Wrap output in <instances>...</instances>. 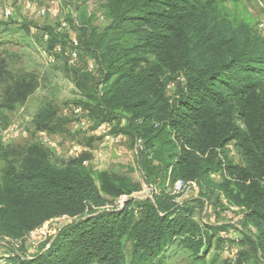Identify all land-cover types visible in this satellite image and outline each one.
<instances>
[{
	"label": "trees",
	"instance_id": "obj_1",
	"mask_svg": "<svg viewBox=\"0 0 264 264\" xmlns=\"http://www.w3.org/2000/svg\"><path fill=\"white\" fill-rule=\"evenodd\" d=\"M63 1L71 15L72 9L82 14L79 22L70 15L67 21L78 23L79 43L96 63V69L84 75L93 81L85 92L81 73L65 64V73L77 75L86 98L76 106L82 103L95 125L107 124L112 133L128 137L131 145L142 140L138 170L158 194L153 200L130 199L122 210H107L106 196L114 198V203L122 196L131 198L141 186L125 175L105 172L97 176L98 187L82 163L84 158L57 168L46 150L33 145L26 150L23 168L10 163L0 178V238L19 240L48 224L56 233L29 255L24 246L9 247L13 256L7 264H169L171 253L178 249L188 254L190 264H210L207 256L214 239L234 229L230 222L214 226L196 220L197 209L216 196L218 203L224 196L230 204L246 209L244 230L236 241L243 248L238 251L239 262L252 250L254 259L248 255L247 263L264 264V87L260 88L264 41L260 35L248 26H241L242 34L235 38L217 32L218 43L206 49H219L228 40H235V46H228L223 64L212 67V54L205 57L199 52L205 43L194 42L205 29L204 18L209 19L206 24L213 22L211 29H218L217 18L227 0H108V24L100 31L84 20L76 0ZM205 11L210 16L199 19ZM191 12H198V21L190 20ZM41 29L48 36L44 48L55 58L54 69L61 71L65 56L54 48L61 45L63 52H69L66 45L69 41L71 45L73 37L50 24ZM35 76L14 71L6 59L1 60L0 111L15 112L25 105L38 87ZM180 76L183 80L177 82L171 100L165 89ZM230 85L241 87L239 94L250 95L247 105H233L223 95L221 87ZM257 98H261L259 110L249 115L245 107ZM236 112L246 120L244 131L233 124ZM70 122L52 104L33 118L35 132L51 136L67 134ZM232 141L237 142L246 169L235 184L227 180L216 184L211 172L222 170L219 154H226L225 145ZM179 179L197 182L198 198L178 205L168 183ZM62 217L70 220L51 223ZM247 223L255 225L257 233L247 232Z\"/></svg>",
	"mask_w": 264,
	"mask_h": 264
},
{
	"label": "rangeland",
	"instance_id": "obj_2",
	"mask_svg": "<svg viewBox=\"0 0 264 264\" xmlns=\"http://www.w3.org/2000/svg\"><path fill=\"white\" fill-rule=\"evenodd\" d=\"M83 11L84 20L90 21L91 26H94L98 31L102 30L107 24H108V18H107V9H108V0H76ZM29 3L31 6H35L37 10L44 9L46 11V15L44 17H37L35 21L40 22L42 24H50L56 27V30L59 33H68L71 34V37L76 38L79 40V31L77 30L76 26L78 23H75V26L67 21V17L73 16L74 20H77L78 22L81 19V15L74 11L72 9V15L70 14L71 8L66 6L63 0H29ZM17 4L13 3L11 6L8 5L6 0H0V10H4L5 7L13 8V9H19V6H16ZM226 9L224 12H222L221 15L218 16L219 20V27L217 30L211 29L212 23L210 22L206 24V22H209L208 18H204L206 16H210V11H205L202 13V16L199 17V19L207 20L204 22V25L202 27H205L204 31L199 33L198 38L195 40L194 43H197L199 40V43L203 45L199 49V52L201 56L210 57L212 54L213 56V66L223 64L224 57L226 56V51L228 46H231L232 48L235 46V40H228V44H223L219 49L213 48L211 50L206 49L207 46H209L211 43L216 44L218 43L215 41V34L217 32L221 33L222 31L224 34L230 35L232 38H235V36H240L242 34L241 26H248L249 28L253 29L255 32H257L261 39L264 41V35L260 30V24L264 23V0H227ZM183 10V9H179ZM166 11H170L166 9ZM178 10H173V12H176ZM38 12V11H37ZM38 14V13H37ZM192 15L188 16L190 20H194L198 18V12L192 13ZM1 21V20H0ZM198 21V20H197ZM179 28V26H178ZM205 33V38H203V34ZM0 34L2 32L0 31ZM41 37V36H40ZM40 37L38 36L37 39L39 40ZM84 37V34L82 33L81 39ZM36 39V37H34ZM205 39V40H203ZM70 42V41H69ZM67 43L66 40V48L70 49L69 45L70 43ZM59 46V45H58ZM81 46V48H80ZM6 48V47H5ZM0 48V54L4 50H10L12 52H19L21 49L18 45L11 44L8 45L9 49ZM79 61L70 63V58L68 53H65V60L64 59L60 63L61 71H58L56 75L50 74L48 75L45 70L52 69V66L47 65L44 58H41L40 52L30 49H25L24 55L20 58V60H12L13 62L8 63L9 66H12L14 71H17L19 68H22L23 70L27 69L30 72H34L36 74V79L38 81V87L35 91V93L28 98L25 105L22 106L24 108V111L18 110L16 111L17 115L14 116L15 112H8V111H0V121L4 123H8L10 125L13 122V119H18L17 121L23 122L24 124L28 125V133L26 136L18 137L16 139H12L9 143H3L0 141V178H3L8 166L10 163L16 164L18 169L23 168V161L26 157V150L30 148L33 145L41 146L44 150H46L49 153V161L50 163L57 167V168H64L65 166L70 165L75 160H81L83 159L82 163L85 167H87L94 175V178L96 180V183L98 187H100V180L97 178L99 174H103L105 172L108 173H117L118 175H125L129 178H131L135 184H138L141 186V191L143 190V186L145 185L143 176L141 172L138 170L137 166V159L134 155H131L126 153L123 149V145L126 144H118V145H112L105 143L102 138L96 137L95 140L91 143V146L88 147V144L86 142L87 137H83L84 133H81V137L79 140H73L71 138L73 129V123L76 122V119L74 115L72 114L71 110L78 105L76 102H79L82 100V103H85V97L84 92L89 91L93 85V81L88 79L87 77H84L85 74H91L92 69H96V63L91 57L87 56L83 49L81 43H79ZM82 51V54H81ZM55 59V58H54ZM16 60V62H15ZM65 64H68L70 67L74 68L75 70H78L80 74V80H81V86H82V93L79 89V81H77L76 76L73 75L71 72L65 73ZM215 64V65H214ZM40 70V72H38ZM43 71L45 72L43 74ZM64 71V73H63ZM95 71V70H93ZM51 73V71H49ZM75 74V72H73ZM67 74V76H66ZM74 76V79L73 77ZM182 76H180L175 84L169 85L165 89L166 96L172 100L174 96H176V84L178 81H182ZM261 89L264 87V78L262 80ZM181 85L179 89H181ZM184 87V86H183ZM223 95L230 100V102L233 105H237L238 107L240 104H248V98L250 95L247 93L239 94V91L241 90V87L238 88H232L230 87H221ZM259 92H257L256 96L259 95ZM0 93H2V87L0 84ZM252 97V94H251ZM261 98H257L256 100H251L250 105L245 107V110L249 111V115H255L257 114L259 110V104H260ZM82 103L80 104V107L83 108ZM52 104L57 109H59V115L63 118H68L71 120L68 126V133L64 135H57L52 136L54 139V142L58 144V147H53V150L47 147L40 138V132H35V128L33 126V118L35 114L45 105ZM227 105H230L229 103ZM245 105V106H246ZM21 107V108H22ZM254 112H256L254 114ZM239 112L235 113V122L233 123L234 126L236 125L237 128L240 129V131H244L247 129L246 120H241L237 115ZM67 114L68 117H64ZM12 121V122H11ZM32 125V126H31ZM72 131V132H71ZM85 131V130H84ZM87 132V130H86ZM77 142V143H76ZM79 144L83 148H86V151L82 150V154H75L76 152L73 150L76 145ZM129 147H132L131 145H127ZM93 148L92 150L98 151L96 154H88L89 148ZM58 148V151L57 149ZM102 151L103 154H99V152ZM128 151H130V148H128ZM225 152L226 154H219L221 163H222V170L220 171H214L211 172V180L216 182V184H219L223 182L224 180H227L232 185L237 182V178H239V174L243 169H246V163L242 157V155L239 153L237 142L232 141L228 142L225 145ZM238 176V177H237ZM191 182V181H190ZM171 184V183H170ZM249 184V182L247 183ZM261 184L264 185V178L261 179ZM169 185V183H168ZM233 188V186H232ZM140 191V192H141ZM136 193L133 195L132 198H138V195H148V192L145 191L144 193ZM105 197V195H104ZM107 203L105 204V209L113 205V200L110 196H106ZM214 203L218 207V201L220 200L218 196L213 198ZM2 206V205H0ZM228 208H234L235 213H241L245 215L246 209H242V207L232 205L229 203V207L222 208V211ZM202 209V208H201ZM200 210V209H199ZM196 212V216L199 218L202 214V210L200 212ZM200 214V215H199ZM136 215V212H135ZM199 221V220H198ZM200 222V221H199ZM63 223V222H62ZM201 223V222H200ZM205 225V224H204ZM57 228V227H56ZM245 230L251 234L257 233V229L255 225L252 223H247L245 225ZM56 230L50 229V234L46 238H40L37 237L36 239H31L30 236H25L22 239L19 240H13V238L6 237L5 239H8L10 241H6L5 239L0 238V264L5 259L6 254H9L12 249L11 246L14 244H19V248L24 246L27 250L28 255L31 253H35L39 250H41L48 242L49 237L55 235ZM9 236V235H8ZM42 237V236H41ZM240 238V237H239ZM213 247L210 252V254L207 256L208 262L210 264H230L228 260L225 259V255L220 252L218 261H215V256L218 248H221L223 245V240L221 237H218L217 239H214L213 241ZM236 245V242H233ZM241 244L236 245V248L238 251L242 250ZM10 247V248H9ZM13 247V246H12ZM49 245H47L46 248H48ZM244 250H247L245 247ZM248 251V250H247ZM249 252V251H248ZM246 255L248 253H245ZM249 255V254H248ZM243 258L242 262H239L237 260L236 264H248L246 258ZM252 259H254V253L252 250H250V255ZM191 258L188 257V254L185 251H181V249H178V251H173L171 253V257L168 260L169 264H190ZM225 262V263H224Z\"/></svg>",
	"mask_w": 264,
	"mask_h": 264
},
{
	"label": "crops",
	"instance_id": "obj_3",
	"mask_svg": "<svg viewBox=\"0 0 264 264\" xmlns=\"http://www.w3.org/2000/svg\"><path fill=\"white\" fill-rule=\"evenodd\" d=\"M6 1L9 6L15 3L17 4L16 6H19L20 8L17 10V9L5 7L4 10L2 9L0 10V20H1L0 21V31L2 32V34H0V48L6 47L5 49H9L8 45L15 44V45H18L21 50L19 52H12L10 50H4L2 54H0V61L3 59H6L8 63L10 62L12 63L13 62L12 60H14L15 58L16 60H20V58L25 53V49L35 50V51L40 52L39 56H41V58H44L47 65L52 66L51 67L52 69H49L47 71L45 70V72L48 75L50 74H52V76L56 75L58 70H55L53 66L55 64V59L52 56V53L47 51L44 48L45 43L48 42V36L46 34L43 35L41 28L45 26L46 24H42L40 22L35 21V19L39 17L37 14L38 13L37 8L35 6H31V4L29 3V0H6ZM38 36L39 37L41 36L39 40L37 39ZM34 37H36V39H34ZM65 50L63 52V47L61 45L59 46L57 45L54 48V52L57 54L68 53ZM11 69L13 70L12 66H11ZM17 71L30 72L27 69L23 70L22 68H19ZM49 71H51V73ZM38 72H40V70H38ZM45 72L43 71V74ZM18 110L24 111V108L20 107L16 111ZM16 111L14 113V116L17 115ZM64 115H65L64 117H68L67 114H64ZM16 120L18 119L17 118L15 120L13 119V121H16ZM71 124L72 123H70V125ZM72 127L74 131L73 132L71 131L73 133L71 138L74 141L79 140L82 135L81 133H84V136L82 135V138L87 137L86 142L88 144V147L91 146V143L95 140L96 137L101 138L97 133L89 132V131L86 132V130L84 131L81 128L80 124H78L77 122L73 123ZM42 133H45L52 141H54L53 137L49 135L47 132H40L39 135H41ZM83 141H84V138H83ZM123 141H124L123 144H126L125 146L122 144L124 151H126L127 154L129 153L130 156L134 155L135 158L137 159L138 153L136 151V145H131L130 139L126 136H124ZM57 145L58 144L55 143V147H58ZM74 145H76L75 147L77 148V152L75 154H82L83 153L82 150L86 151L85 150L86 148H83L79 144H74ZM127 145H131L132 147H129ZM75 147L73 150H75ZM128 148H130V151H128ZM56 149L58 151V148ZM92 149H93L92 147L89 148L88 154H96L98 152ZM99 154H103V152L100 151ZM196 198L198 197L187 196V198L184 199V202H188ZM204 202L205 204H203L202 209L201 208H199L200 210L197 209L199 210L198 212H200L201 210L203 212L201 216H199V218L196 216V220H199L201 223L214 225V226H222L224 224L225 225L229 224L228 217L224 216L222 213L223 207L225 208L229 207V202L224 196L221 198V201L218 203L220 207H218L216 203H214V201L211 203L206 202V201Z\"/></svg>",
	"mask_w": 264,
	"mask_h": 264
},
{
	"label": "built area",
	"instance_id": "obj_4",
	"mask_svg": "<svg viewBox=\"0 0 264 264\" xmlns=\"http://www.w3.org/2000/svg\"><path fill=\"white\" fill-rule=\"evenodd\" d=\"M38 15L44 17L46 15V11L44 9L38 10ZM260 30L264 35V23L260 24ZM70 50L68 52L70 62L73 63L79 58V42L76 38H73L70 45ZM74 115L76 122L80 124L83 130H87L89 132L97 133L102 140L107 144L118 145L123 144L124 136L120 134H114L111 131V127L105 123L95 125L94 121L89 117V113L82 107L76 106L71 110ZM28 133V127L26 124L20 121H13L10 125L5 126L0 121V141L3 143H9L12 139H16L18 137L26 136ZM41 141L50 149L53 150L55 146L54 141H52L45 133L40 135ZM142 149V140H138L136 143V151ZM75 152H77V148L75 147ZM148 192V195H138L139 199H150L153 200L154 196L158 194V191L154 189L152 186L145 184L143 186V190L140 193ZM169 192L171 196L174 198V201L178 205H182L184 203V199L187 196L198 197L199 194V185L195 181L187 182L183 179L176 180L174 183H169ZM133 197V196H132ZM131 197V198H132ZM131 198L127 196H122L118 198L112 206L108 207L107 210L115 209L122 210L124 209L127 201ZM136 198V197H135ZM234 208H228L222 211L224 216L228 217V220L231 224L234 225V229L229 232H221L220 237L224 240V244L222 247V254L225 255V259L228 260L230 264H236L238 260V250L236 245L233 242L238 241L240 234L243 232V221L244 215L241 213L235 214ZM234 216V217H233ZM70 220L68 217H62L53 220L51 223L60 224L62 222H67ZM50 224L47 226L40 227L28 234L31 239H36L37 237L46 238L50 234ZM42 236V237H41ZM6 241H10L5 239ZM15 249L19 248V244L12 245ZM5 259L1 261V264H7L8 259L13 256L12 251L9 254L4 255Z\"/></svg>",
	"mask_w": 264,
	"mask_h": 264
},
{
	"label": "water",
	"instance_id": "obj_5",
	"mask_svg": "<svg viewBox=\"0 0 264 264\" xmlns=\"http://www.w3.org/2000/svg\"><path fill=\"white\" fill-rule=\"evenodd\" d=\"M131 199H134V198H131Z\"/></svg>",
	"mask_w": 264,
	"mask_h": 264
}]
</instances>
